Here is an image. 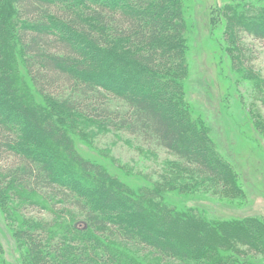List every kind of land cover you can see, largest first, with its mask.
Listing matches in <instances>:
<instances>
[{"label":"trees","instance_id":"16d2710c","mask_svg":"<svg viewBox=\"0 0 264 264\" xmlns=\"http://www.w3.org/2000/svg\"><path fill=\"white\" fill-rule=\"evenodd\" d=\"M224 1L214 22L233 47L240 33L264 41V0ZM187 32L184 0H0V203L21 194L23 211L49 214L21 219L19 264H264L247 256H264V218L207 220L137 188L81 155L67 124L164 150L165 185L241 194L186 99Z\"/></svg>","mask_w":264,"mask_h":264},{"label":"rangeland","instance_id":"374dc122","mask_svg":"<svg viewBox=\"0 0 264 264\" xmlns=\"http://www.w3.org/2000/svg\"><path fill=\"white\" fill-rule=\"evenodd\" d=\"M224 3L184 0L188 25L186 99L195 115L208 124L215 146L235 169L241 194L223 196L216 183L207 179L187 180L185 186L178 181L165 185L162 181L171 177L164 166L172 157L164 150H149L125 133L80 117H68L67 124L81 155L137 188L160 187L170 200H182L207 220L264 218V41L240 33L238 45L233 47L223 34L224 22H214ZM15 195L17 198L9 195L0 203V242L10 264H19L13 235L21 219L49 218L47 212L34 208L23 211V196ZM78 225L82 227V223ZM247 256L264 262V256Z\"/></svg>","mask_w":264,"mask_h":264}]
</instances>
